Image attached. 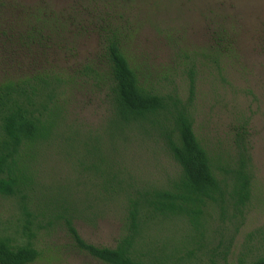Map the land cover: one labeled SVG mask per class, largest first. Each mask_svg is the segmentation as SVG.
I'll list each match as a JSON object with an SVG mask.
<instances>
[{
  "label": "rangeland",
  "instance_id": "374dc122",
  "mask_svg": "<svg viewBox=\"0 0 264 264\" xmlns=\"http://www.w3.org/2000/svg\"><path fill=\"white\" fill-rule=\"evenodd\" d=\"M41 19L50 38L46 51L38 52L43 66L60 74L90 60L97 62L104 51L98 27L110 25L120 31L130 63H148L156 76L169 79L163 85L178 89L184 99L189 89L186 70L196 66L195 129L200 138H228L236 127H247L254 180L243 214L234 218L229 208L223 221L220 210L211 209L198 251L199 236L185 219L160 220L145 233L138 255L144 254L140 257L148 262L160 253L189 252L196 246L192 258L183 253L185 259L178 264H253L264 257V0H8L0 10V29L17 37ZM10 44L1 42L0 64L22 54ZM103 100L104 95L76 92L69 113L81 134L75 135L71 146L54 145L34 167L38 198L70 193V205L77 215L84 214L75 221L82 239L115 248L125 233L126 206L122 200H105L99 190L104 181L78 167L84 158L83 137H94L87 140L90 146L105 151L126 181L162 184L179 168L157 145L134 137L140 131L115 135L111 150ZM67 130L62 125L59 133ZM37 203H30L29 209L38 216ZM89 207L93 208L87 213ZM22 220L18 200L0 196V236L22 244L26 241ZM33 227L41 255L31 264H105L75 249L65 227Z\"/></svg>",
  "mask_w": 264,
  "mask_h": 264
},
{
  "label": "trees",
  "instance_id": "16d2710c",
  "mask_svg": "<svg viewBox=\"0 0 264 264\" xmlns=\"http://www.w3.org/2000/svg\"><path fill=\"white\" fill-rule=\"evenodd\" d=\"M7 2L0 0V10ZM47 27L41 19L17 37L0 29V55L2 41L22 51L16 61L0 64V196L20 203V228L26 240L17 244L9 236H0V264H31L39 259L35 225L39 230L65 227L75 249L105 264H178L185 259L183 253L191 259L203 248L211 209H219L225 221L229 208L237 218L251 201L254 174L246 125L236 127L228 138H200L195 129L196 66L186 70L189 89L184 99L178 89L168 90L163 83L169 79L156 76L148 63L131 64L122 49L120 31L110 25L98 27L104 51L97 62L90 60L59 74L39 59L38 52L46 51L50 41ZM86 90L104 95L111 150L115 135L140 131V136L134 137L157 145L179 168L162 184L126 181L119 169L114 170L115 162L108 161L105 151L90 146L87 140L94 137H83L84 158L79 159L78 167L104 181L99 190L105 200H122L126 206L125 233L115 248L95 246L82 239L75 221L84 214L77 215L70 205V193L60 195L63 197L37 196L38 170L34 165L57 143L71 146L78 137L77 122L70 119V100L76 92ZM62 125L68 130L59 133ZM34 198L38 200V216L29 209ZM92 208H87V213ZM182 218L199 236L196 250L160 253L148 262L140 257H146L144 254L138 255V247L146 241L145 233L156 222ZM253 264H264V257Z\"/></svg>",
  "mask_w": 264,
  "mask_h": 264
}]
</instances>
